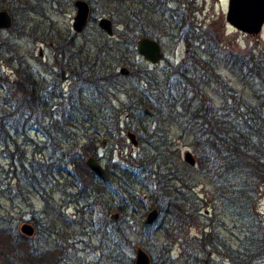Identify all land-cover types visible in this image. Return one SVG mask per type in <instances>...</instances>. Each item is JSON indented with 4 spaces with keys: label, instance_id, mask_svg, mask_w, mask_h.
I'll return each instance as SVG.
<instances>
[{
    "label": "rangeland",
    "instance_id": "obj_1",
    "mask_svg": "<svg viewBox=\"0 0 264 264\" xmlns=\"http://www.w3.org/2000/svg\"><path fill=\"white\" fill-rule=\"evenodd\" d=\"M74 1L32 0L28 6H23L15 0H0V10H6L12 17L11 27L0 31V118L9 115L0 119V214L11 215L18 227L30 220L37 222L42 228L38 243L51 245L60 256L57 264H112L115 251L129 260L135 258L137 248L143 249L150 259L160 264H168L164 259L166 255L173 260L169 264H190L179 257L180 243L184 240L190 242L194 256L198 252L197 240L211 231L222 237L225 244L236 249L248 222L238 213H231L217 197L216 187L219 188L218 185L223 183L224 171L212 173L208 164L205 170L200 169L198 160L207 163L208 157V162L214 158L208 154L207 157L199 154L200 150L205 153L206 149L203 147L204 139L196 138L195 134L209 138L211 121L225 117L233 120L226 111L227 105L240 104L244 100L249 103L254 100L255 94L263 97L261 83L256 81L248 86L243 84L240 77L236 79L231 75L224 64L218 66L225 81L219 89L205 88L202 83L196 82L174 89L173 80L174 96L187 95L190 101L189 113L184 114L181 106L177 107L176 112L189 120L185 122L179 118L166 122L161 134H157L160 136L157 142L164 140L158 143L162 159L150 147L147 149L145 144L134 147L128 141L126 133L131 132L139 143L140 131L134 124L139 121L149 124L154 116L150 114L147 118L145 114L137 113V103L130 99L124 86L136 89L138 93L150 91L151 86L143 83L150 79L153 81L152 88L156 82L164 88L165 68L178 62V59L173 58V43L168 38L170 24L174 22L171 14L172 10H180L183 4L189 6L191 13L182 19L195 27V40L192 42L199 41L202 30L211 29L213 33H218V46L226 52L231 50L242 54L248 48L260 56L264 54V28L259 36L234 34L225 24L228 0H159L161 5L151 2L141 25L148 38L163 46V59L152 67L137 54L134 46L129 49L128 60L122 63L118 60L103 65L97 62L95 67H102L97 74L101 81L93 90L75 82L74 58L68 59V65L60 64L62 55L57 49L58 42L73 39L75 46L78 49L81 47L86 55L100 53L103 58L106 49L112 51L113 43L121 41L118 33L123 22L118 17V11L103 8L104 0H83L91 7L92 20H88L81 34H76L72 32L71 22L75 12ZM129 3L134 9L138 7L133 4V0ZM101 17L112 21L113 38L109 39L98 29L97 20ZM236 37L238 41H235ZM141 38L137 36L136 42ZM191 44L196 46V43ZM103 67H108L107 71ZM122 67L134 75L138 73V76L127 78L129 75H120L117 71ZM146 68L150 74L138 71ZM20 73L31 76L36 83L34 89L39 98L38 105H41L34 110V115L38 117L36 120L19 121L11 117V113L16 110L27 113L24 107L28 105L25 103L28 102L29 106L33 103L28 94L17 91L15 82L18 83L17 76ZM69 97L77 99L79 103L70 106ZM197 106L204 110L202 115L193 113ZM130 113H137L139 117L135 121H128ZM152 126L154 129L155 125ZM86 146L88 150H96L95 158L106 172L114 173L112 184L106 188L93 189L98 197L102 196L111 206L109 211L102 210L99 205L91 207L93 210L89 211L83 202H79L77 190L72 187L69 173L74 171L78 176H83L81 179L89 185L90 174L80 168L82 161L85 168V160L91 156L88 154L83 160L85 153L81 150ZM145 149V168L124 169V175L120 176V165L124 164L122 158L128 154L138 158L137 153ZM187 151L197 162L194 168L183 162V155ZM62 152L70 156L72 154L75 166L70 167L63 162L59 167L53 165L44 176L35 173L38 163L57 164ZM152 161H155L154 166L148 164ZM32 174L40 180L37 188L25 181L26 176ZM121 177L126 180V185L118 191L116 185L117 181L123 182ZM263 184L251 193L250 211L259 214L254 217L264 233ZM182 197L183 209L189 211L191 217L181 225L177 222L178 218L167 217L163 211H166L167 204L171 207L174 201ZM131 199H134L133 203L129 202ZM153 209L157 210L158 218L153 225L145 226V216ZM54 211L63 213L70 220H76L78 226L67 230L58 226L54 233L47 234L42 215ZM99 211L101 216H96ZM115 214L118 217L112 221L111 216ZM109 226L119 230L118 236ZM207 252L211 263L230 264L224 251L207 248Z\"/></svg>",
    "mask_w": 264,
    "mask_h": 264
},
{
    "label": "trees",
    "instance_id": "obj_2",
    "mask_svg": "<svg viewBox=\"0 0 264 264\" xmlns=\"http://www.w3.org/2000/svg\"><path fill=\"white\" fill-rule=\"evenodd\" d=\"M30 1L32 0H15L17 4L23 6H28V2ZM127 1L128 0H104L103 8L118 11V17H120L121 22L123 23L121 24L122 29L118 33L121 41L113 43L112 51L106 49L103 52V58L100 56V53L86 55L85 51L81 49V47L78 49L75 46L72 41L73 39L68 40V42L62 40L58 42L59 44L57 49L59 54L62 55L60 64L68 65V59H75L76 66L74 67L75 69L73 73L75 82L84 84L93 90L96 89L98 81H101V79L97 77V74L98 71H101L102 67L100 65L95 67V63L100 62L101 65H103L106 62L111 63L113 60H118L120 63L124 60H128L127 55H129V51L131 48H134V46L136 47L135 43L137 36H148L145 32L144 26L141 25L145 19V11H149L148 5H150L151 2L154 4L157 3L158 5H161V3L159 0H148V2L147 0H133V4L138 6L134 9L129 3L131 0ZM127 4L130 6L128 7ZM91 20L92 18L90 17L89 21ZM70 50H72V52H70ZM251 51L252 50L247 48L242 54H240L241 62L238 76L242 80L243 84L247 86L253 82L259 81L261 83L260 86L264 91V54L261 53V55L258 56ZM130 57L132 56L130 55ZM228 65L229 61L226 58L224 66L229 69L230 67ZM108 67L103 68L107 71ZM233 68L234 66L232 67V70ZM142 70L145 74H150L148 68L140 69L138 71ZM171 71L170 65L165 68L166 79L164 88L157 85V82L152 88L153 81H150V79L143 81L144 84L151 86L150 91L143 90L138 93V90L128 89V86H124L126 87L125 92H127L130 99L137 103V113L145 114L147 118H149L150 114L154 116L153 120H150L151 123L149 124H146L144 121H139L134 124L140 131L139 143L137 144H145L147 149L150 147V150L156 153L157 157L161 159L163 157L159 153L158 143L164 140H159L157 142L156 139L160 137L157 136V134H161L164 124H166V122L176 121L179 118H182L185 122L189 120L186 116L179 115L176 112L177 107L181 106L184 114H186V112L189 113L188 104L190 101L187 99V95L180 96L179 99H176L174 96V89L172 85L173 77ZM132 75L134 74L130 72L127 78H130ZM134 76H138V73ZM17 77L18 83L15 82L17 91L20 94H28L31 102L33 103L31 106H29L30 104L28 102L25 103L28 105L24 107L27 113H22L19 110H16L11 113V117H14V119L19 121L36 120L38 117L34 115V110L41 106L38 105L39 98L36 97L37 92L34 89V85L36 83L33 78L31 76H27V74L24 75L23 73H20ZM187 78L188 77L185 75V83L189 81ZM104 80L106 79L104 78ZM194 82L195 81L192 83ZM186 85L190 86L189 84H184V86ZM253 98L254 100L249 103L244 100L241 101L240 104L235 103L231 106L227 105L229 109L227 108L226 111L229 113V116L233 118V120L225 117L222 119L217 118L211 121L209 123L210 127L208 128L211 132V136L209 138L195 134L196 138L201 137V140L204 139L203 147L206 150L205 153L200 150L199 154L206 157L208 154L214 158V160H211L213 163L208 162L210 157L207 158V163L205 161L198 160L197 162L199 163L200 169L205 170L208 164V168L212 170V173L224 171V175L222 176L223 183L218 185L219 188L216 187L215 192L217 197L224 202V205L231 213H233V211L234 213H238L244 221L248 222V226L245 229V232H242V237L239 240V245L236 249H233L228 244H225L226 242L222 237L218 236L215 231H211L208 234H201L202 236L197 240L198 252L193 256L192 246H190L191 243L184 240L180 243L181 254L179 257L186 260L187 263L213 264L207 257V254H209V252H207V248H218L222 252L224 251V253L228 256L230 264H264V233L261 232V227L257 225V219L254 217L259 214L250 211V200H252L251 193L254 189L259 188L264 183V95L263 97H260L258 94H255ZM78 103L77 99L71 97L68 98V104L70 106H75ZM196 108L197 110L193 113H200V115H202L204 110L202 111L200 106H197ZM137 113H130L128 115V121H131V119L135 121L136 118L139 117ZM6 116L9 115H2L0 119L2 120ZM129 123L131 124L133 122ZM152 124L155 125L154 129H152ZM86 147L87 148L81 150L85 153L83 160L88 154L91 155L90 157H95L96 150H88V146ZM212 147L214 149H211ZM146 152L147 150L145 149L140 153H137L139 156L138 158L133 157L131 154L123 157L121 162L124 164L120 165V168L122 169L120 176L124 175L125 170H137L142 167L145 168L147 156ZM71 157L72 154L70 156V154L62 152L58 158L57 164L43 165L42 163H38L36 165L37 171L35 173L40 174V176H44L45 173L51 171V167L53 165L59 167V165L63 162L68 163V166L70 167L75 166V162ZM154 163L155 161H152V163L148 164L154 166ZM166 165H169V163H166ZM80 168L90 174L88 186L85 183L86 180L81 179L83 176H78L74 170V173H69L73 181L72 187H75L77 190L76 193L79 202H83L85 208L89 211L93 210L90 208L95 205H99V207H102V210L104 211H109L111 206L106 203L102 196L98 197L93 189L100 187L106 188L107 185L112 184L114 173L107 171L109 181L107 183H103L86 167L84 168L83 161L81 162ZM158 173L157 176H159ZM130 178H133V176ZM128 179L129 177L127 180ZM121 180L124 183L117 181L116 188L118 191L126 185L124 177H121ZM233 180L237 182L235 183ZM25 181L28 185L35 186L36 188L40 184V180H37L34 174L29 176L27 175ZM129 202L133 203L134 199H131ZM183 202V197L179 198L171 204V207L167 204L166 211H163L167 217L178 218L177 222L181 225L186 221L185 219L191 217L189 211L183 209L181 204ZM90 213L93 214L92 212ZM99 214L101 216L100 211L96 213V216H99ZM42 219L43 222H45L47 227L46 232L49 235L54 233V231L58 229V226L59 228L65 230L70 227L76 228L78 226L76 220H70L63 213L56 211L51 213L44 212ZM28 223H30L35 229V234L32 238H26L20 234L19 227L18 225H15L14 219L11 215L0 214V264H57L56 261L60 258V256L57 255V252H54L51 245L38 243V236L42 234V228L33 220H30ZM109 227H111L114 234L117 235L119 230H117L115 226ZM97 232L100 233V231ZM198 255H201V257ZM164 259L168 262V264L173 263V260L167 255ZM151 262L152 264H160L152 259ZM112 264H134V261L133 259H125L123 256L119 255L117 251H115Z\"/></svg>",
    "mask_w": 264,
    "mask_h": 264
},
{
    "label": "water",
    "instance_id": "obj_3",
    "mask_svg": "<svg viewBox=\"0 0 264 264\" xmlns=\"http://www.w3.org/2000/svg\"><path fill=\"white\" fill-rule=\"evenodd\" d=\"M73 7L75 12L71 21L72 32L81 34L89 23L88 20L90 18L91 7L83 0H75L73 2ZM226 14V20L231 26L252 37L259 36L260 32L264 28V0H228V11ZM11 24L12 17L10 14L6 10H0V31L9 29ZM97 27L109 39L113 38L114 30L111 20L101 17L97 20ZM159 48V44L154 39L143 37L137 41L135 50H137V53L141 56V58L150 63L153 67L161 60V49ZM117 72L122 76L129 75V71L125 67L120 68ZM27 99H29L28 96ZM126 134L128 141L132 144V146L136 147L138 144L135 135L131 132ZM195 161L196 160L190 152L187 151L184 153L183 162L186 165L194 168L196 167ZM85 167L103 183H107L109 181V175L96 158H87L85 160ZM117 217L118 216L115 214L111 216V220L115 221ZM145 217V226H151L156 222L158 212L156 209H153ZM19 232L26 238H32L35 234V229L31 224L23 223L19 227ZM133 259L134 264H152L149 255L141 248L136 249L135 258Z\"/></svg>",
    "mask_w": 264,
    "mask_h": 264
},
{
    "label": "flooded vegetation",
    "instance_id": "obj_4",
    "mask_svg": "<svg viewBox=\"0 0 264 264\" xmlns=\"http://www.w3.org/2000/svg\"><path fill=\"white\" fill-rule=\"evenodd\" d=\"M227 11L228 4L226 13ZM190 13L191 11L189 6L183 4L181 5L180 10H172L171 14L174 22L170 24V33L168 38H170L173 43V58L178 59V62H176L174 66H171L172 77L175 85L174 89H178L181 86H184V84L192 85L193 81L196 83H202L205 88L219 89V87H223L225 81L218 66H222L226 58L230 64L228 66L230 67L229 70L231 71V75H234L236 79L239 78L240 52L237 53L231 50L226 52L225 49L223 50V48L218 46L220 43L218 33H216V31L213 33L211 29L202 30V35L200 36L201 38L198 37L199 41L192 42L195 40L193 36V30L195 27L193 24L182 19L186 18V16ZM225 24H227V27L238 36L242 34L244 36L252 37L235 29L227 22V20ZM236 39L237 37L235 38V41ZM191 43H196V46L193 47ZM159 46V49H161V59H163V46L161 44H159ZM203 57L206 59L202 60ZM232 66H234L233 70ZM185 75L189 80L187 83L184 82ZM179 97L180 96H176V99H179Z\"/></svg>",
    "mask_w": 264,
    "mask_h": 264
}]
</instances>
